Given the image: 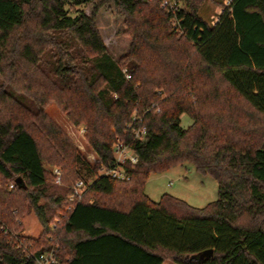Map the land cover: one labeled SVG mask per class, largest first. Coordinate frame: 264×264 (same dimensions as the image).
Segmentation results:
<instances>
[{
    "label": "trees",
    "instance_id": "16d2710c",
    "mask_svg": "<svg viewBox=\"0 0 264 264\" xmlns=\"http://www.w3.org/2000/svg\"><path fill=\"white\" fill-rule=\"evenodd\" d=\"M168 1L172 10L162 0H0V264H32L27 251L56 246V264H264V0H231L214 24L199 16L205 0ZM110 3L130 37L117 60L95 23ZM50 102L83 124L105 170L116 167L113 142L131 148L125 179L86 162L46 116ZM133 118L142 138L126 128ZM45 160L60 166L58 190ZM186 162L216 181L215 201L145 194L150 174ZM77 179L87 190L72 203ZM19 197L41 225L36 238L17 233Z\"/></svg>",
    "mask_w": 264,
    "mask_h": 264
},
{
    "label": "rangeland",
    "instance_id": "374dc122",
    "mask_svg": "<svg viewBox=\"0 0 264 264\" xmlns=\"http://www.w3.org/2000/svg\"><path fill=\"white\" fill-rule=\"evenodd\" d=\"M218 7L219 5L215 2L206 0L199 9V16L204 20H207L209 23H212L216 20V16L220 11V9L217 10ZM91 8L92 5L87 4L83 7V12L85 14H89ZM95 23L101 39L112 57L117 60L121 56L125 55L128 51L130 37L124 33L125 26L123 23V17L114 13L112 3L98 9L95 17ZM44 112L67 138L75 150H77V152L86 160V162L90 165H97L99 167L97 173L102 174L105 169L101 167V163L96 154L86 143L83 124H73L66 116V112H64L61 107L54 102L46 104ZM191 122V118L187 114L183 113L180 115V125L183 128L189 126ZM81 130L83 131L81 132ZM114 143L116 142H113L112 145ZM45 167L47 172L50 174V176L48 174L47 184L53 189L58 190L56 186L60 185L61 182H56L53 171L58 169L60 171L61 178V170L59 169L60 166L49 163L45 160ZM73 177L74 175L70 176V178ZM78 180L84 181V179L75 180L69 186L70 191L73 184ZM86 190L87 186L84 188L82 193ZM144 192L153 201H157L162 194L167 193L183 200L188 205L195 208H202L218 198L216 181L208 174H202L195 171L193 166L187 162L175 165L161 173L150 174L145 182ZM19 198V207L17 208L20 211V214H17L16 217H14L15 221H18L21 226L20 230H17V233L36 238L41 232V225L32 209L28 207L27 202L23 200V197ZM92 199L93 198L89 196V200L91 201ZM72 207L73 204L70 203L63 210H56L55 216L50 221V226L56 225L57 227H60L66 218L67 212ZM28 252L29 251H27V253ZM30 252L32 251L30 250ZM163 264L173 263L165 261Z\"/></svg>",
    "mask_w": 264,
    "mask_h": 264
},
{
    "label": "built area",
    "instance_id": "2783aa9c",
    "mask_svg": "<svg viewBox=\"0 0 264 264\" xmlns=\"http://www.w3.org/2000/svg\"><path fill=\"white\" fill-rule=\"evenodd\" d=\"M162 6H167L169 10H172V8L175 6L173 2H169L168 0H162ZM129 76H126L128 78ZM158 111V109H155ZM136 119L133 118V121L126 125V128L133 134L135 138H142L145 134V127L144 126H137L135 127L133 125V122ZM83 130H81L82 132ZM113 150V157L116 163V167L113 169L105 170L102 172L103 175H108L112 178L117 179H125L126 174L121 169V165L125 163H129L131 165L135 164L137 162V156L136 154L131 150V148L124 142H116L112 145ZM54 176L56 178V182L59 183L60 181V171L58 169H55ZM12 187V185H10ZM86 187L83 180L76 181L68 196L69 202H75L78 201L82 195V191ZM57 247V246H56ZM55 247V248H56ZM55 248L52 247L48 251L38 253L34 255L32 252H28L27 256L32 258L33 263L32 264H56L57 260L55 258Z\"/></svg>",
    "mask_w": 264,
    "mask_h": 264
},
{
    "label": "crops",
    "instance_id": "0c3cea01",
    "mask_svg": "<svg viewBox=\"0 0 264 264\" xmlns=\"http://www.w3.org/2000/svg\"><path fill=\"white\" fill-rule=\"evenodd\" d=\"M205 1H206V0H205ZM205 1H204V2H205ZM211 1H213V2H215L216 4L219 5V7L217 8V10L220 9V11L218 12V15H219V14L222 12L224 6H227L231 0H211ZM204 2H203V4H204ZM203 4H202V5H203ZM202 5H201V6H202ZM218 15L216 16V20H217V18H218ZM216 20H215V21H216ZM215 21L212 22L211 24H214ZM162 264H163V263H162Z\"/></svg>",
    "mask_w": 264,
    "mask_h": 264
},
{
    "label": "water",
    "instance_id": "95a60500",
    "mask_svg": "<svg viewBox=\"0 0 264 264\" xmlns=\"http://www.w3.org/2000/svg\"><path fill=\"white\" fill-rule=\"evenodd\" d=\"M16 183L20 184L21 183V179L17 178L16 179ZM211 255H212V250L208 249V250H205V251H202L201 253H199L197 255V258L202 259L204 257H210Z\"/></svg>",
    "mask_w": 264,
    "mask_h": 264
}]
</instances>
